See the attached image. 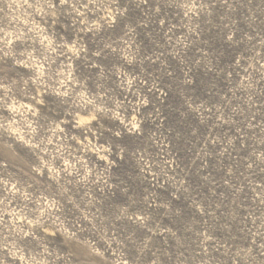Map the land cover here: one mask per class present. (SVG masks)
<instances>
[{
    "label": "rangeland",
    "instance_id": "1",
    "mask_svg": "<svg viewBox=\"0 0 264 264\" xmlns=\"http://www.w3.org/2000/svg\"><path fill=\"white\" fill-rule=\"evenodd\" d=\"M0 264H264V0H0Z\"/></svg>",
    "mask_w": 264,
    "mask_h": 264
}]
</instances>
